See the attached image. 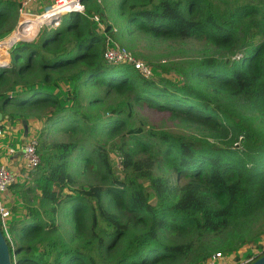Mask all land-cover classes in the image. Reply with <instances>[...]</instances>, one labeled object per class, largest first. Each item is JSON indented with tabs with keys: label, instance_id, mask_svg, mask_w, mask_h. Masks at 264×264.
I'll list each match as a JSON object with an SVG mask.
<instances>
[{
	"label": "trees",
	"instance_id": "trees-1",
	"mask_svg": "<svg viewBox=\"0 0 264 264\" xmlns=\"http://www.w3.org/2000/svg\"><path fill=\"white\" fill-rule=\"evenodd\" d=\"M81 1L85 15L70 13L56 28H43L35 41L20 42L10 52V65L0 67V84L9 73L28 79L40 72L48 86L57 89L60 80L67 87L60 98L26 81L25 91L40 95L39 100L19 101L25 106L40 103L46 116L37 135L40 163L31 170L32 186L21 191L26 201L32 193L37 206H27L9 224L12 263L200 264L223 241L243 242L247 222L264 214V128L240 125L225 100H243L264 124V0L116 1L128 34L204 38L222 55L236 49L241 53L232 60H199L185 73L192 79L188 84L146 78L128 64L107 63L105 39L90 17L99 14L107 34L115 37L117 30L98 0ZM17 7V0H0V38L10 31L8 20ZM98 90L132 96L91 119L80 108L85 96L90 105L101 104ZM0 96L13 103V96ZM134 104L167 113L206 131L209 138H228L229 144L128 127L123 113L127 110L130 118ZM51 127L77 137L51 140ZM98 135L111 140L105 143ZM85 141L92 146L87 151ZM77 149L86 153L81 166L70 158ZM114 152L122 156L123 176L113 169L109 154ZM140 153L150 155L168 175L135 171L128 160L126 164V158ZM89 165L93 177L79 182ZM180 191L198 205L178 207ZM61 212L72 224L70 230L58 224ZM263 254L264 249L251 262Z\"/></svg>",
	"mask_w": 264,
	"mask_h": 264
},
{
	"label": "rangeland",
	"instance_id": "rangeland-1",
	"mask_svg": "<svg viewBox=\"0 0 264 264\" xmlns=\"http://www.w3.org/2000/svg\"><path fill=\"white\" fill-rule=\"evenodd\" d=\"M50 0H40L35 6L34 10L36 12H42L46 10L50 5L53 4L54 0H51L49 6L47 7V2ZM117 0H98V3L102 6H105V14L111 25L116 28V36L114 37L110 33L104 31V22L101 21V17L97 14L99 22L93 21V27L105 40L109 37L114 44L118 46L125 47L134 58L143 61L145 64L151 68V78H166L173 83L178 84H188L192 83V79L188 78L189 76L185 73L193 68L194 65L201 59L214 57L218 60H227L234 59L240 56V52L236 49L233 53H227L222 55L221 52L216 50L211 46L204 38L202 39H171L167 37L153 38L143 32H133L128 34L125 29V18L123 15L119 14V10L116 6ZM241 1H251V0H241ZM68 17V16H67ZM8 24L11 26L10 31L15 28L17 24V13L16 16H12L8 20ZM57 27V26H56ZM54 27V28H56ZM133 29V28H132ZM8 33V32H7ZM6 33V34H7ZM5 34V35H6ZM37 35L32 41L36 40ZM104 40V43H105ZM17 46V45H15ZM105 47V44H104ZM14 48V47H13ZM12 48V49H13ZM11 49V50H12ZM11 52V51H10ZM26 54V52H22ZM24 56V55H23ZM4 57V56H3ZM187 76V77H186ZM150 78V77H149ZM33 83L34 87L38 88H49L50 90L56 92L60 98L66 96V84L60 80H57L59 87L55 89L50 87L43 82V74L40 72H34L32 77L28 79H23L19 75L9 73L6 75V80L0 84V94H7L9 97L13 96L10 100L13 102L9 104L8 110L10 111L9 117L11 119L18 121V119H25L28 123L31 124V127L34 131L40 132L44 124V118L46 116L44 110L39 108L40 103H35L34 105L25 106L19 104V101L23 100L26 103L31 101H38L40 95H35L29 91H25V83ZM99 95L102 97V103L99 105H90L88 103V97L85 96L82 101L81 111L85 112L90 118L94 119L98 116H104L108 114L109 108L117 107L123 102L131 100L130 93L119 94L115 91L104 93L103 90H98ZM5 98V97H4ZM0 96V104L2 101ZM13 99V100H12ZM226 110L230 116L238 122L240 125H246L248 123L253 124L254 126L264 128L262 120L259 118L257 112L252 109L247 103L241 99H227L225 100ZM127 110L124 112V119L128 121V127H142L144 133L148 130H153L156 132L161 131H177L185 134L196 135L198 137H206L207 132L195 128H190L180 122L178 119L173 118L167 113L158 112L154 109L148 108L146 106H141L134 104L132 115L130 118H127ZM49 139L58 140V141H69L76 139V134H70L64 132L61 128L54 129L51 127L49 131ZM79 135V134H78ZM100 140L105 141V143L110 142V138H104L102 135L97 136ZM210 141L217 142V144L225 146L224 144H229V139L225 137L214 138L210 137ZM92 146L85 141L84 150L90 149ZM85 152H82L80 149L75 150L71 155V160H73L78 166L82 165L81 158L85 155ZM110 160L113 164V169L117 175L123 176V169L119 162L118 155L110 153ZM150 155L145 153H140L134 158L125 159L126 164L127 160L130 164V167L133 170L141 169H150L156 174L167 176L168 172L163 171L162 167L158 166V163L155 159L149 157ZM91 165L86 170V173L79 177V182H85L86 180L90 181L93 177ZM122 169V170H121ZM24 173V177L19 179L18 185L16 186V191L13 193L12 207L13 212L17 218H20L26 212L27 206H37L38 200L31 201L32 193L28 192V201L23 200L21 191L25 190L27 187L32 186V180L30 173ZM90 177L89 179L86 177ZM87 181V182H88ZM183 181L180 182L182 184ZM91 183H98L92 182ZM38 195V192H35ZM177 206L184 209L188 208L191 205H198L190 195L184 191H180L178 199L176 200ZM11 207V204H9ZM40 206V205H38ZM11 207V208H12ZM16 218V219H17ZM58 224L64 230H70L72 224L69 222V219L63 212L57 217ZM246 230L243 233V242H240V239L235 238L234 240L223 241V245H219L220 249L216 251L223 252L228 259H240V258H250L260 253L264 249V214L256 216L247 222L245 226ZM225 235V234H224ZM214 251V252H216Z\"/></svg>",
	"mask_w": 264,
	"mask_h": 264
},
{
	"label": "built area",
	"instance_id": "built-area-1",
	"mask_svg": "<svg viewBox=\"0 0 264 264\" xmlns=\"http://www.w3.org/2000/svg\"><path fill=\"white\" fill-rule=\"evenodd\" d=\"M38 2H40V0H17V24L15 28L0 38V55L2 53L5 55L0 59L3 61L7 58V64L0 62L1 68H6L10 65V51L15 45L20 42H31L43 28L51 29L58 26L63 17L70 13L77 12L84 15L86 13L85 5L81 0H54L53 4L46 10L36 12L33 8ZM90 19L99 22L97 15L91 16ZM103 57L109 64H128L146 78L152 75L150 66L134 58L125 47L114 44L109 37L105 40ZM2 134L3 130L0 129V136ZM18 151L21 152L20 168L23 174L36 168L40 163L37 132L30 135L26 143H24ZM15 152V148L8 149L9 154ZM115 155H118L117 159L121 164L122 156L117 152H115ZM14 182L15 177L12 172L4 164H0V229L11 247H13V240L9 232V224L11 222L13 210L9 206L5 194L9 186ZM253 257L254 256L234 260L228 259L223 252L216 251L200 264H248Z\"/></svg>",
	"mask_w": 264,
	"mask_h": 264
},
{
	"label": "crops",
	"instance_id": "crops-1",
	"mask_svg": "<svg viewBox=\"0 0 264 264\" xmlns=\"http://www.w3.org/2000/svg\"><path fill=\"white\" fill-rule=\"evenodd\" d=\"M48 1V0H47ZM51 1V0H50ZM47 2V7L49 6ZM4 53L0 55V58H3ZM7 60L5 58L3 62ZM2 62V59H0ZM3 106V110L0 111V129L3 130V134L0 136V164H4L14 175L15 182L12 183L8 190L6 191V197L8 204H11L12 207V197L14 196L12 192H15L16 186L18 185L19 179L23 178V172L20 168L21 164V152L18 149L26 143L30 135L35 133L31 124L25 119H18V121L11 119L9 117L10 111L8 110L9 103L5 102L3 99L0 106ZM9 148H15L16 152L13 154L8 153ZM14 208L12 207V210ZM15 213L12 212L11 221L16 219Z\"/></svg>",
	"mask_w": 264,
	"mask_h": 264
},
{
	"label": "water",
	"instance_id": "water-1",
	"mask_svg": "<svg viewBox=\"0 0 264 264\" xmlns=\"http://www.w3.org/2000/svg\"><path fill=\"white\" fill-rule=\"evenodd\" d=\"M14 254L15 251H13ZM0 264H13L11 260V252L6 238L0 229ZM250 264H264V254L251 262Z\"/></svg>",
	"mask_w": 264,
	"mask_h": 264
}]
</instances>
